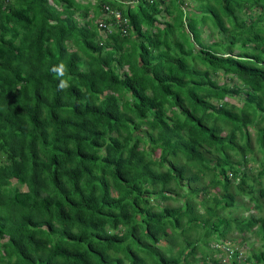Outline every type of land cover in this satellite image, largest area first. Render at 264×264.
Returning <instances> with one entry per match:
<instances>
[{
    "label": "trees",
    "instance_id": "16d2710c",
    "mask_svg": "<svg viewBox=\"0 0 264 264\" xmlns=\"http://www.w3.org/2000/svg\"><path fill=\"white\" fill-rule=\"evenodd\" d=\"M262 155L264 0H0V264H264Z\"/></svg>",
    "mask_w": 264,
    "mask_h": 264
},
{
    "label": "rangeland",
    "instance_id": "374dc122",
    "mask_svg": "<svg viewBox=\"0 0 264 264\" xmlns=\"http://www.w3.org/2000/svg\"><path fill=\"white\" fill-rule=\"evenodd\" d=\"M78 1H82L84 3H86L87 1H91L92 3L94 2V0H78ZM191 9H193L192 7L186 9L187 12H191ZM208 34V32L206 34H203V38L206 41L207 37L206 35ZM220 82H224L225 81V77H220L219 78ZM230 103H234L236 105H241L242 101H241V97H234L232 99H227ZM252 146L255 144L254 142V136L252 137ZM254 151H256V146L254 148ZM255 159L257 161H260L261 157L256 153V155H254ZM262 158H264V156L262 155ZM248 166H251V170L247 171V175H251V174H256L257 171L259 170V164L256 161H251L249 162ZM208 182V178H205V182L204 184H207ZM252 180H250V182L248 183L249 185H253L252 184ZM260 189H264V180L262 181V184L260 187H257L254 191H255V195L259 196V190ZM218 191V189H215L212 191V193L215 195L216 192ZM263 203H264V197L261 198ZM182 203V200L179 199V201L177 202L176 200H171V201H167V202H162V206H170V207H174L177 205H180ZM255 201L254 200H249L248 196H242V197H236V205L234 207H232L231 210V215H228L227 210H225L222 214H224L225 216H231L232 218H238V219H243L249 216H253L255 218L257 217H264V210H258L255 206ZM256 229L253 228L251 231H247L245 233H243V237L245 238V241L237 246L238 248H240L239 251L240 252V257H237V264H246V262L244 261L246 259V255L250 252V251H255L261 248V242L258 241V239L256 238L255 235ZM241 238V236L239 234H237L236 230L232 229V232L229 234V238H234L237 237ZM236 240V242L240 241V239ZM222 264H224L225 262H221ZM227 264V262H226Z\"/></svg>",
    "mask_w": 264,
    "mask_h": 264
},
{
    "label": "clouds",
    "instance_id": "9594fccd",
    "mask_svg": "<svg viewBox=\"0 0 264 264\" xmlns=\"http://www.w3.org/2000/svg\"><path fill=\"white\" fill-rule=\"evenodd\" d=\"M105 28V27H104ZM53 71H55L59 76L63 77L65 74V67L63 64H61L58 68L53 69ZM60 87L61 88H66L68 87V83L66 80H61L60 81ZM231 176V174H229V177Z\"/></svg>",
    "mask_w": 264,
    "mask_h": 264
},
{
    "label": "built area",
    "instance_id": "2783aa9c",
    "mask_svg": "<svg viewBox=\"0 0 264 264\" xmlns=\"http://www.w3.org/2000/svg\"><path fill=\"white\" fill-rule=\"evenodd\" d=\"M115 17H116V18H119V15L116 13V14H115ZM101 26H102V27H105L104 24H101Z\"/></svg>",
    "mask_w": 264,
    "mask_h": 264
}]
</instances>
